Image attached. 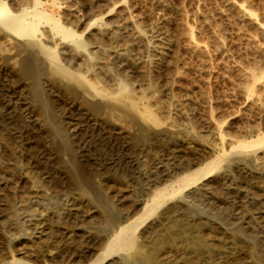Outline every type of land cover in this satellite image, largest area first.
<instances>
[{"label":"rangeland","instance_id":"374dc122","mask_svg":"<svg viewBox=\"0 0 264 264\" xmlns=\"http://www.w3.org/2000/svg\"><path fill=\"white\" fill-rule=\"evenodd\" d=\"M0 1L13 12L33 8L28 1ZM65 1L41 0L39 7L82 37V49L74 38L62 44L45 21L34 36L0 32V264H91L137 204L136 217L158 188L212 161H219L216 168L150 217L139 259L264 264V167L251 149L237 147L264 134V113L242 102L234 93L235 73L215 60L212 75L201 74L199 57L184 43L191 31L211 52L217 35L228 49L222 61L233 63L249 51L238 37L250 29L223 0H167L164 8L155 0H126L148 48L133 45L119 57L92 45L99 37L92 24L100 16L98 0H69L78 23L58 7ZM245 5L264 23V0ZM164 12L162 25L151 22ZM160 30L164 55L155 45ZM28 39L42 44L39 77L22 68L33 53ZM100 59L103 67L90 69ZM258 67L264 71V64ZM163 174L168 180L156 183ZM121 254L102 264H133Z\"/></svg>","mask_w":264,"mask_h":264},{"label":"bare ground","instance_id":"6f19581e","mask_svg":"<svg viewBox=\"0 0 264 264\" xmlns=\"http://www.w3.org/2000/svg\"><path fill=\"white\" fill-rule=\"evenodd\" d=\"M24 1H28L29 4L28 3L27 4L28 5L31 4L33 6V8H20L19 12H13L3 2L0 1V32L1 33H8V32L20 33L23 35L24 38H25V36H29V35L34 36L33 33H35L36 29L38 28L37 27L38 24L41 23L42 21H45L46 23H49L51 25V28L56 32V34L61 35L60 40H61L62 44H65V42L67 40H69V39L72 40L74 38L76 40L75 43H76L77 48L82 49V47L84 46L83 45L84 43L82 41L83 39L81 40L82 37L80 38V36L77 35L76 32H74L73 30H71V28L66 27L63 24H61L57 18L56 19L50 18L51 16H48V14H46V12L42 11V9L40 10L39 6L42 4L41 0H21V5H24L23 4ZM53 1H55V0H53ZM166 1L167 0H155V3H157L160 7L164 8L166 6ZM246 1L247 0H223V8L227 9V10L228 9L234 10L236 12V15H237V20L241 23H244L250 29L249 33L247 32L246 34H241L238 37V41L240 42L239 44H245L246 48L249 49L248 52H246L244 50L246 53H241L239 55L240 60L235 61L233 63L223 62L224 61L223 59H225V56L227 55L228 49L226 48L222 39L219 38L217 35L213 36V45H212L213 48H212L211 52L209 51V49L205 43L194 39L193 32L191 33V31L188 32L187 34H185L184 43H185L186 50L190 51L191 53H193V54L197 55V57H199L200 64L198 66V71L201 74H203V75L211 74L212 70H213V61L215 60L217 62V66H219L220 68L225 70L226 73H228V74L229 73L230 74L235 73L236 76H235V79L233 82L234 93L237 92V96L242 100V102L248 103V105H249L248 107H250L251 109L257 110V111H259V113L260 112L264 113V71L259 73L256 70L258 66H260L261 64H264V23L257 17L256 14H254L252 12V10H250L246 7V5H245ZM125 2H126V0H118V1L117 0L116 1L98 0V1H95L96 7H97V9H99V12H100V16L97 17L96 20H94V23L92 22V24H94V25L97 24V27H98L97 34L99 36L98 38H94V40H92V45L94 46V48H96L95 50L102 51V52H110L111 51V52L119 55V57H123L125 55V52H127V50L129 49V47H131L133 45H138V44L139 45L141 44L144 46L147 45V48H148V42L146 41L145 35H144L143 31L136 26L135 21L128 15L127 9L125 7ZM64 4L65 5H58V7L60 9H62L61 11L67 17L66 19H68V21H72L73 23L74 22L76 23V21L78 23V20H80V19H78L79 16L76 18L75 17L76 15L75 16L73 15V4L69 0L65 1ZM167 5H168V3H167ZM117 7L118 8L120 7V8L117 9L115 12H113V10ZM214 10H216V9H214ZM222 13L223 12L221 11V14ZM150 18H151V22L153 24L156 23L159 25V23L161 24V23L167 21L168 15H167V13L164 12L161 15L151 16ZM208 21H209V15L206 13L202 16V20L200 21V25L202 27H205V25L208 23ZM156 24H155V26H156ZM91 26H93V25H91ZM152 26H154V25H152ZM89 28H91V27H89ZM187 28H189V27H187ZM182 31H183V29H182ZM202 32H203V30H202ZM52 33H54V32H52ZM157 33L158 34H157L156 39H155V45H156V48L158 50L157 52H159L161 55H164L166 53V50H167V43H166L167 41L165 39V33L161 30H160V32L157 31ZM167 33H168V31H167ZM20 34H19V36H20ZM33 38L34 37H32V39ZM30 40L28 41V43L26 41L27 44L25 43L26 44L25 46H27V48L30 49L33 53H31L28 58L23 60V65H22L23 67L22 68H23L25 73L30 74L33 77H39V75H40L39 65H40V62L42 59H41V56L39 55L40 53L38 54V50L40 48H42V44L40 43L39 40H34V41H32V40L30 41ZM73 40H72V42H73ZM75 43H74V45H75ZM209 44H211V43H209ZM65 45H67V44H65ZM22 46H23V44H22ZM70 50L72 52H75L76 50L78 51V49H76V47L75 48L71 47ZM42 51H44V50H42ZM229 53H231V51ZM236 53H238V52L236 51ZM82 54L83 53H81V56H82ZM93 63L90 64V69L91 68H102L103 64H104L103 61H101V59H100V61H98L94 64ZM61 66H57V67L62 68ZM63 71H65L64 72L65 75H67L70 72L66 68L63 69ZM226 73H223V74L226 75ZM69 74L71 75V72ZM251 86L258 88L257 91L255 90V92H257V93H254L252 91L253 89L251 88ZM107 96H109V95H107ZM230 110H228L229 111L228 113H230L229 114L230 116H236L237 115V113H238L237 111H231L230 112ZM209 118H208V120H209ZM243 131H244V129H243ZM250 132H254V129L251 130ZM234 139L236 140V138H234ZM263 141H264V134L262 136L259 135L257 139H252L249 141H243L242 140V142L239 141L238 142L239 145H237V147L241 146V147H243V149H246V151H247V149L248 150L251 149V151H253L255 154H257L256 160L258 161V163L262 167H264V151H261L264 148V146L262 145ZM230 142H233V141L230 140ZM259 143L261 144L260 146H259ZM255 146H257V148ZM251 147L252 148L255 147V148L252 149ZM217 162H219V161H217ZM217 162L216 161H212L210 163L207 162L208 164L205 162L206 163L205 166L198 167L195 170H192L191 172H188L185 175L181 176V178H179L178 180L176 179V181H174V182H171V183L169 182L168 184H164L163 186L158 188L154 193L152 192L153 193L152 197L143 206V208H142L143 212L140 215H138L137 217L135 215L140 208L139 207L140 203L137 204V206H135L131 211H129V213L127 212L128 217H130V219L128 218V220H127L128 222L126 224L120 225L119 228L115 231V233L113 231L114 235L112 236L111 240L108 241L105 249L97 256L95 261L92 260L91 264H102L104 261L108 260V258H110L112 255H116V253L117 254L122 253L120 255V257L124 261H126L127 263L128 262L130 263V261H132L133 264H145L144 262H142L139 259V257H141V254H142L141 247L143 245L142 242H139V238L143 237V234L145 232L144 227H146L148 221L150 220V217H152V215H154L162 207H164L167 203H169L170 199L173 198L174 196H176V194L179 191H181L185 187L187 188V186H189L192 183L196 182L197 180L201 179V177L205 176L206 174L211 172V170L216 168L219 164ZM169 176L170 175H168V174H163L159 179L156 178L157 179L156 183H160L163 180H168ZM161 184H163V183H161ZM154 188H156V187H154ZM114 217L113 216L109 217V219L107 220L109 223L108 226L111 225V227H112L115 224H117L116 223L117 221ZM155 245H156V243H155Z\"/></svg>","mask_w":264,"mask_h":264}]
</instances>
